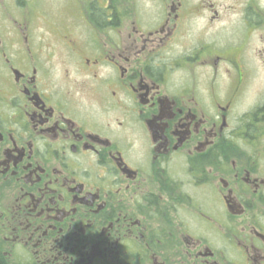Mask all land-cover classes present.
<instances>
[{
  "label": "flooded vegetation",
  "instance_id": "obj_1",
  "mask_svg": "<svg viewBox=\"0 0 264 264\" xmlns=\"http://www.w3.org/2000/svg\"><path fill=\"white\" fill-rule=\"evenodd\" d=\"M0 11L4 264H264V0Z\"/></svg>",
  "mask_w": 264,
  "mask_h": 264
},
{
  "label": "rangeland",
  "instance_id": "obj_2",
  "mask_svg": "<svg viewBox=\"0 0 264 264\" xmlns=\"http://www.w3.org/2000/svg\"><path fill=\"white\" fill-rule=\"evenodd\" d=\"M7 10L14 16L21 18L22 13H27L30 29L39 32L43 31H67L68 21L73 14L74 0H27L26 6L18 8L16 0H3ZM8 14L0 11V20L3 15ZM7 27V25H6ZM5 27V28H6ZM1 30V28H0ZM264 71L257 68V80L264 78ZM255 80V83H257Z\"/></svg>",
  "mask_w": 264,
  "mask_h": 264
},
{
  "label": "trees",
  "instance_id": "obj_3",
  "mask_svg": "<svg viewBox=\"0 0 264 264\" xmlns=\"http://www.w3.org/2000/svg\"><path fill=\"white\" fill-rule=\"evenodd\" d=\"M0 264H4V263L0 260Z\"/></svg>",
  "mask_w": 264,
  "mask_h": 264
}]
</instances>
